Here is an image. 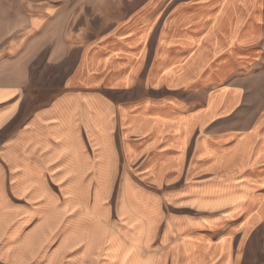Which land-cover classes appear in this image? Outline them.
<instances>
[{
  "label": "crops",
  "instance_id": "1",
  "mask_svg": "<svg viewBox=\"0 0 264 264\" xmlns=\"http://www.w3.org/2000/svg\"><path fill=\"white\" fill-rule=\"evenodd\" d=\"M76 54L38 114L28 76L0 84V264H245L264 0H152Z\"/></svg>",
  "mask_w": 264,
  "mask_h": 264
},
{
  "label": "rangeland",
  "instance_id": "2",
  "mask_svg": "<svg viewBox=\"0 0 264 264\" xmlns=\"http://www.w3.org/2000/svg\"><path fill=\"white\" fill-rule=\"evenodd\" d=\"M150 1L0 0V84H22L28 76L26 104L38 114L63 92L77 51L109 36ZM61 45L73 55L64 62L48 64L51 53L59 52ZM145 187L157 191L151 185ZM261 189L249 188L254 193L252 202ZM249 242L245 264H264V221ZM117 251L121 254L120 247Z\"/></svg>",
  "mask_w": 264,
  "mask_h": 264
}]
</instances>
